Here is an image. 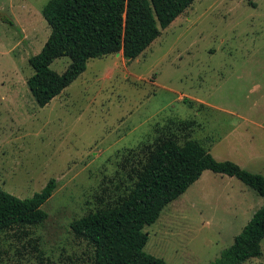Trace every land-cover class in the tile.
Wrapping results in <instances>:
<instances>
[{
    "label": "rangeland",
    "instance_id": "obj_1",
    "mask_svg": "<svg viewBox=\"0 0 264 264\" xmlns=\"http://www.w3.org/2000/svg\"><path fill=\"white\" fill-rule=\"evenodd\" d=\"M47 2L0 0V190L28 199L56 181L41 226L0 233V264H91L92 248L70 223L94 210L120 156L151 142L169 118L193 120L190 137L216 161L264 176V0H195L134 61L91 59L39 107L26 81L28 59L50 34ZM69 63L50 68L62 74ZM263 205L235 177L204 171L144 228V252L210 264ZM260 248L244 264H264V238Z\"/></svg>",
    "mask_w": 264,
    "mask_h": 264
},
{
    "label": "trees",
    "instance_id": "obj_2",
    "mask_svg": "<svg viewBox=\"0 0 264 264\" xmlns=\"http://www.w3.org/2000/svg\"><path fill=\"white\" fill-rule=\"evenodd\" d=\"M194 1L48 0L41 13L50 34L41 51L28 59L33 74L26 85L34 101L46 106L86 70L91 59L121 53L127 63L134 61ZM62 57L70 63L58 74L50 65ZM196 127L193 120L172 118L164 126L155 125L154 139L123 153L113 175L103 178L94 210L70 223L75 237L92 248L91 264H166L144 252L148 241L144 228L154 224L204 171L235 177L264 199V176L231 161H216L190 137ZM55 189L56 181L50 179L28 199L0 190V233L41 226L47 219L41 207ZM263 238L264 205L210 264H244L259 258ZM37 252L42 261L43 253Z\"/></svg>",
    "mask_w": 264,
    "mask_h": 264
},
{
    "label": "water",
    "instance_id": "obj_3",
    "mask_svg": "<svg viewBox=\"0 0 264 264\" xmlns=\"http://www.w3.org/2000/svg\"><path fill=\"white\" fill-rule=\"evenodd\" d=\"M119 55V53L117 54V56Z\"/></svg>",
    "mask_w": 264,
    "mask_h": 264
}]
</instances>
